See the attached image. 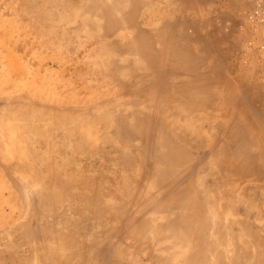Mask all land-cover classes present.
<instances>
[{
	"label": "bare ground",
	"instance_id": "bare-ground-1",
	"mask_svg": "<svg viewBox=\"0 0 264 264\" xmlns=\"http://www.w3.org/2000/svg\"><path fill=\"white\" fill-rule=\"evenodd\" d=\"M73 1L81 3L89 13L99 18L105 28L102 34L109 36L116 27L126 30L125 34L117 38L118 41L112 40L110 44H114L120 52L132 58L126 59L124 64L115 63L109 70L127 71L128 79H116L115 82L122 90L116 95L127 97L123 101L127 110L117 108L119 105L113 104V101H104L108 97L103 98L102 104L96 105V99L85 98L82 93L70 100L54 104L53 101L52 105L46 104L47 102L22 104L25 98H17L13 101L12 108L18 111V115L24 112L23 120L31 121L29 125H21L32 135L25 140L19 134L20 140L16 139L15 143L14 133L3 130V119L8 111L7 104L5 105V112H0V138L3 137L0 140V163H3L1 158L4 157L5 166L0 165L4 167L0 168L9 174L3 172L9 179H13L12 174H19L14 176L15 181L12 180L10 184L17 182L19 186L14 189L21 193L27 191L29 199L26 201L31 209L36 207L34 203L39 199L38 204L41 206L37 208L42 209L39 211L40 216L48 219L43 225L37 223L38 226H34L35 219L34 225L32 220L15 225L16 220L28 212L21 210L22 214L14 215L15 208H21L17 204L7 203L14 193L11 190H0V227H7L5 235L0 234V243L4 236L19 234L26 238L25 242L32 254L28 258L23 255L11 256V260H18L19 264H34L33 260H38L41 264H86L91 261L95 264H100V261L104 264H261V258L258 254L255 255V251H259V254L264 252V228L263 232L261 227L257 228L261 235L255 224L264 220V194L257 190L256 193L260 194L251 196L255 193L253 190H264V103L258 107L253 104L256 98L264 99L257 90L259 87L251 84V81V85L249 82L247 85L242 83L244 86L242 89L240 87V94L244 97H235L226 105L223 94L225 91L221 88V67L211 59L213 48H205L198 41L203 38L202 34H189L186 29L176 30V36L186 41H177L174 45L169 42L172 34L170 30L175 23H181L175 18L176 11L172 8L175 0H163L160 7L153 0H107L106 4L103 0ZM28 2L31 1L27 0ZM33 2L31 3L35 5V1ZM152 4L154 7L149 9L148 6ZM163 9L167 10L165 16H161ZM85 37L83 46L88 47V50L80 49L79 54L80 50L74 49L76 56H89L93 51V47H90L92 42L89 41L91 38H87L88 34ZM124 38V43H118ZM215 49L219 51L217 47ZM33 70L36 71V68ZM78 70L84 71L83 67ZM2 83L0 81V87ZM100 86L104 84H99L98 87ZM1 98L6 100L4 95ZM81 102L84 103V108L81 110L78 107V111L75 105ZM114 105V109H111ZM3 106L0 107L1 111ZM228 108L237 110L236 120L230 127H226L223 121V117H226L222 116ZM6 119L10 121L8 118L5 121ZM236 122L246 123L245 129ZM92 123L105 124L109 129L114 126L113 134L121 138V141H114L113 145L116 146H111L109 142L113 131L104 132L106 130L102 135L100 131L101 141H98L96 132L91 130ZM236 129L247 131L248 134L237 133ZM122 139H134L137 145L127 144L124 153L117 147ZM68 142L71 146L67 153ZM100 142L109 143L110 146L100 145ZM115 148L118 151H115L116 155H112L111 151ZM65 153L68 154L67 157ZM82 155L90 156L86 163H90L95 169L100 167L99 163H103L92 162V157H98L104 163L123 161L130 167L135 166L138 172L134 173H139L140 178L138 181L131 178L136 184L127 188L119 185L115 175L99 174L95 179L103 181L105 185H97V190L94 191L92 185H84L86 181L83 180L87 179L80 176L82 174L79 169L82 166L70 165L73 158L78 159ZM128 169H125L127 174ZM30 178H34L35 184L32 182V186H23V179ZM65 196L73 204L64 206L66 209L58 217L47 215L57 212V201H62ZM248 197L257 202L255 213L251 210L245 213L238 210V205ZM23 198L24 202L25 197ZM232 203H235L233 205L238 213L229 207ZM3 204H7L8 209ZM24 204L23 207L28 210V206ZM129 207H132L131 214L126 213L129 215L126 216L125 210ZM60 209L62 211L63 207ZM35 214L37 215L36 212ZM36 215L31 219H37ZM96 215L115 224L99 231H95L94 227L100 225L90 227L82 224L81 218L88 217V220L93 221L92 217ZM7 220L14 221L9 223ZM254 229L256 233L253 232ZM112 230V233H119L124 240L136 246V249L140 246L148 247V255H144L146 258L137 256L125 260L120 256L123 252L119 253L112 247L113 243L104 250L105 243L97 237L100 231L104 235L110 234ZM247 230L256 234L255 237L253 233L250 235V231L246 232ZM85 232L91 236L90 239L83 238ZM16 246L17 241L12 239L9 243L0 245V253L6 248L13 249ZM102 249L104 254L99 256Z\"/></svg>",
	"mask_w": 264,
	"mask_h": 264
},
{
	"label": "rangeland",
	"instance_id": "rangeland-1",
	"mask_svg": "<svg viewBox=\"0 0 264 264\" xmlns=\"http://www.w3.org/2000/svg\"><path fill=\"white\" fill-rule=\"evenodd\" d=\"M29 1H31V2L35 1V5L33 4L34 2L33 3L28 2L27 3V0H16V1L15 0H0V81L3 82L1 84V87H0V100H1L0 101L1 102L0 107H2L4 105L3 111H1V109H0V112L4 113L6 106L8 108V111L5 113V116L3 119L5 122V123L3 122L4 125L2 124V126L4 127L3 130L4 131L7 130L9 132L14 133V134L13 133L12 134L15 135V136H13L15 143H16V139H17V141L20 140L18 138L19 134L22 135L25 140H27V138L29 139V137L32 135L29 132V130L26 131V129H24L25 126L21 125V123H23L24 125H26V124L29 125L31 121L30 120H28V121L23 120L24 119V112H21V115H18V111L15 108H12V106H14L13 101L15 99L21 98V97L22 98L24 97L25 99L27 97L26 100L25 99L23 100L22 104H26V103L37 104L39 102L45 104L47 102L46 104L52 105L53 101H54L53 102V104H54L56 102L63 101L66 99L70 100L73 97L80 96L82 93V96H84L85 98L96 99V101L94 102L96 105H100L104 101H113V104L119 105V106H117V108L122 109V111H123V109L127 110L126 106L123 105V101L127 97L123 96V95L122 96L119 95L121 88L119 87V85H116V83H115L116 79H125V80L128 79L127 74H126L127 71H125V69H116V70H112V71L109 70L115 63L116 64H124L126 59L132 58V56L127 55L124 52H120L115 47L114 44H110L112 40L118 41L119 39L117 40V38L120 37L121 34H125L126 30H121L120 28L116 27L110 34H108L109 36L102 34L101 32H104L105 28H104L103 24H101L99 18L96 17L94 14L89 13L81 3H76L73 0H29ZM21 2H23V3L21 4ZM103 2L106 4L108 1L103 0ZM163 2H164L163 0H161V1L153 0V3L156 4L158 7H160V4H163ZM30 3L32 4V6ZM259 5L264 8V0H175V3L173 4V7H172L176 11L175 18L177 19V21L179 20V22H181V23H177V24L175 23L174 28H172V30H170L172 32V34L169 37L170 38L169 42L174 45L177 41H179V43H183L186 41L185 39L179 38L176 36V30L186 29L189 34L194 33V32L197 34H202L203 38L198 39V41L199 42L201 41L205 45V48H209L210 50L213 48L212 49L213 53H211V59L215 60L221 67L220 68V70H221L220 75L223 78L222 83L224 82L223 84L221 83V88H222L223 92L225 91L223 94L225 95V102H227L226 105H229L228 104L229 101H231L235 97H244L241 95L242 94L241 89L244 85H247V83L249 81H251V84L254 83L255 85H257L259 87L257 89L259 94L264 96V83H263L264 82V39H263L264 38V36H263L264 35V16L260 12H258V13L254 12V10L256 8H258ZM144 7L145 6L142 7L143 10L145 9ZM152 7H154L153 4L148 6L149 9H151ZM142 9H140V11ZM22 10H23V12H22ZM221 10L223 12H220ZM166 11H167L166 9H163V11H161V16H165ZM236 12H238V13H236ZM140 14L141 13H139V15ZM249 14H251V15H249ZM175 18H173V21L175 20ZM181 18H183V19L181 20ZM36 19H37V21H36ZM41 19L44 20L45 22L42 21ZM139 19H140V16H139ZM39 20H41V21H39ZM46 20H47V22H46ZM184 20H186V22H183ZM93 21H95V22H93ZM48 24H49V26H48ZM231 24H232V26H231ZM50 25H51V27H50ZM105 25H107V23H105ZM53 31H54V33H53ZM260 32H261V35L263 36L261 38H260L261 35H259ZM85 34L86 35L88 34L87 38H91L89 41H90V43L92 42V45H90V47H93V51H91L89 56H87V55H81V56L77 55L76 56L74 49L78 48L79 50L80 49L81 50L82 49L88 50V47L83 46V45H85L84 44L85 38H86ZM256 40L258 41V43H256L257 42ZM125 41H126V38H124L123 41H122V39H120V41L118 43H124ZM93 42L95 44H93ZM213 42H214V44H213ZM17 43H18V45H17ZM40 43H41V45H40ZM21 44L23 47L21 46ZM49 45H50V47H49ZM219 45L221 46V48H219ZM44 47H45V49H44ZM214 47L215 48L217 47L218 48L217 50H219V51H216V49L214 50ZM261 49H263V50H261ZM81 50L79 51V54H81ZM85 50H83V52ZM224 50H225V52H224ZM25 51H27V52H25ZM12 56H14V57H12ZM52 56H54V57H52ZM18 58L20 59L19 61H18ZM48 58H50V59H48ZM229 58H230V60H229ZM56 59H58V60H56ZM43 62H44V64H43ZM227 64H228V66H226ZM81 67H83V70L86 71L87 73L84 71H83L84 73L80 72L78 69H80ZM35 68H36V71L33 70ZM88 75L90 77H88ZM83 76H85V77H83ZM239 76H241L242 78ZM228 77H230V78H228ZM89 78L92 79L91 80L92 82L90 81ZM234 79H235V81H234ZM236 79H237V81H236ZM32 80L36 81L38 83L35 84V82H33ZM105 82L107 85H105ZM102 83L104 84V86L98 87L99 84H102ZM248 84L251 85L250 82ZM240 87H241V89H240ZM237 88H238V90H237ZM238 92H239V95H237ZM117 93H119V94L116 95ZM20 94H22V95L24 94V95L22 96ZM3 95H4V99H6V100H2L1 97ZM5 96L6 97L8 96V97L6 98ZM109 96L111 98H109ZM230 96H231V98H230ZM105 97L106 98L108 97V98L103 101V98H105ZM30 99H32V100L36 99V100L32 101ZM99 100L100 101L102 100V101L99 102ZM263 103H264V99L261 100V99L256 98L255 101H253V104L255 106L257 105L256 107L260 106ZM83 104L84 103L81 102L80 104L75 105V107L77 108V110H78V107H81L79 109L82 110L84 108ZM115 105L112 106L111 109L112 108L114 109ZM234 110H235L234 108H228L227 112L222 115V116L226 117V118L223 117V121L226 123V127H230L231 124L235 122L234 120H236L235 119L236 118L235 112L237 110H235V111ZM78 111H80V110H78ZM71 116H73V115H71ZM5 118H8L11 122L8 121L7 119L5 121ZM6 122H7V124H6ZM236 123L241 125L245 129L246 123H242V122H236ZM10 124H12V125H10ZM93 124L94 123H92V125L90 124V127H92L91 130H94L96 132L95 136H96V138H98L97 139L98 141H101V140H99L101 138L99 136L102 135V133L109 132V131L112 132L114 130L113 129L114 126H111L109 129L108 128L109 126H107V128H106L105 124L104 125H102L100 123L99 124L95 123L94 125ZM8 125L11 127L9 128ZM100 125H102L101 128H100ZM46 128H47V126H46ZM103 128H105V129H103ZM40 130H43V129H40ZM104 130H106V131H104ZM232 130H233V128H232ZM100 131H101V133H100ZM235 132L248 134L247 131H244V130L240 131L238 129H236ZM99 133H100V135H99ZM113 133L115 134V132L114 131L112 132L111 141L109 143L111 146H116V144L113 145L114 141H116V142H117V140L121 141V140H119L121 138H119L118 136H115ZM113 135H114V137H113ZM4 137L7 138L6 136H4ZM117 137H118V139H116ZM2 138L3 137H1L0 140ZM49 139L52 140V138H50V137H49ZM122 140L123 141L120 143V145H117V147H119L118 149H122V152H124V153H126L125 147L127 144L133 143L134 145H137V141L134 139L132 141H129V140L126 141L124 139H122ZM2 142H3V140H2ZM4 142H5V140H4ZM109 143H107L108 144L107 145L104 142H100V145L106 144L109 147L110 146ZM66 146H67V148L66 147L65 148H66L67 153H68V150L71 146V143L70 142L66 143ZM116 148H115V150L111 151L112 155L113 154L116 155V152L118 151ZM65 155L67 157L68 154L65 153ZM85 156L82 155L78 159L73 158L74 160H72L70 162V165L71 166H79V167L82 166L79 169V172H80V174H82V175H80L81 177L83 176L85 179H87V180H83V181H86V183L84 185H88V186L92 185V188L94 191L97 190V187L99 185L102 186L104 184L103 181L95 179V176H97L99 174H106L108 176H112V175L114 176L115 175L116 178L118 177V179H116V180L117 181L119 180V185H121L123 187H127V188H130V187L132 188L136 184V181L131 180V178L136 179L137 181L140 178L138 175L139 173H134L136 171L138 172V169L135 166H134V168H133V166L130 167L128 164L123 163V161L114 160L110 163H104V161L101 160L100 158L92 157L93 158V159L91 158L92 162H95L96 164H98V162L103 163V165H101L99 163L98 165H100V167L95 169L94 166L89 165L90 163H86L88 160H90V158H89L90 156H86V157ZM66 157L64 156V159ZM1 159H2V162L4 163V157H2ZM63 161H65V160H63ZM75 162H77V163H75ZM3 163L2 164L0 163V165L5 166V164H3ZM73 164H75V165H73ZM123 164H124V166H123ZM2 166H0V167H2ZM119 166L120 167L122 166V169L123 168L124 169L122 170ZM128 166H129V169H128ZM2 168H4V167H2ZM132 168L134 169L133 171H132ZM125 169L129 170L128 174H127V171ZM3 170L4 169L0 170V184H1L0 190H2L4 192H7V190H11L14 193L13 198L11 200H8V202H7L8 205H12V204L16 205L17 204L16 205L17 207L21 206V208H19V207L15 208V214L14 215L22 214L23 211H26V213L28 212L25 216L21 215L19 217V219L16 220L15 225L18 223H21L22 221H26V220H32V223H33L32 225H34V223L36 222L35 223L36 225H34V226H38L41 223H42V225L47 223L48 219H46V217L43 218L40 216L41 212H39V211H41L42 209L37 208V207L41 206L38 204L39 199L34 203V206H36V207L33 206L34 208H32L33 209L32 210L31 205L26 201L29 199L28 198L29 196L27 195V191L26 192L24 191L25 192V195H24L23 194L24 192L21 193L20 190L17 191V189H14V188H17L19 186L17 184V182H15L16 184L15 183L10 184V183H12V180L15 181L14 176L19 175V174L14 173V174H12L13 179L11 176H10L11 178L9 179L6 176L9 174L8 173L6 174L5 170L4 171ZM86 171H87V173H86ZM3 172L6 175H4ZM131 172H133L134 175ZM118 173H120V174H118ZM125 173H126V177H124ZM86 174H87V176H85ZM121 174H123L124 176ZM121 176L123 179H121ZM91 177H92V179H91ZM124 179H126L127 182ZM127 179H130V180H127ZM23 180L24 181L21 182L24 184L23 186H27L28 184H31L29 186L33 185L32 182H33L34 178L23 179ZM27 180H30V182ZM89 181H92V182L94 181L95 183L93 184V183H90ZM124 181L127 185L131 181L130 182L131 184H129L130 186L129 185L127 186L124 183ZM14 185H16V186H14ZM37 185H38V183H37ZM227 185H228V183H227ZM39 187H40V185H39ZM257 190H259L261 193L264 194V190L256 189V191L253 190V192H255V193H252L251 196L255 197L256 195H258L259 192L256 193ZM18 192H19V194H18ZM23 197H25L24 202L22 201V199L24 200ZM65 198H66V196L62 199V201H64L63 203L61 200L57 201V203H59V205H60V202L62 203L60 206L58 204L57 205L54 204V208L56 206H58L55 208V210H57V212L56 211L51 212V213H48L47 215H49L51 217H54V216L58 217L59 215H61V213L64 211V209H66V207L73 204L72 201H69L68 198H66V200H65ZM253 202H254V205H253ZM24 203H26V206H28V208H29V209L27 208L28 210H26V208H24L25 207ZM233 204H235V203H232L229 207L232 208L233 212H235V213L236 212L238 213V210L240 211V209H241L240 212H242V213L248 212V210H251V212L255 213V211H256L255 205L257 204V202L255 199H253L251 197L244 198L241 205L240 206L238 205V207H239L238 210ZM242 204H243V206H242ZM8 205L3 204L2 206L5 207L6 209H8ZM23 205H24V207H23ZM64 206H66V207L64 208ZM62 207H63V210L62 211H61V209L59 210V208H62ZM227 207H228V205H227ZM131 209H132V207H129L125 210L126 216L128 214L129 215L131 214ZM21 210H23V211H21ZM243 210H245V211H243ZM31 211H33V212L35 211L37 213V215L35 214V212L30 213ZM126 213H128V214H126ZM30 214L33 216H31ZM43 214L45 215L44 212H43ZM34 215H36L35 217H37V219L36 218L31 219V217H34ZM47 215H45V216H47ZM87 218L86 217L81 218L82 224L87 225V226L91 225L92 227H94L96 224L100 225V226L94 227L95 231H97V230L99 231V229H101V230L102 229H108L109 227H112L113 224H115V222H113V223L108 222L109 220H106L104 218H99L97 215L92 217L93 221L88 220ZM13 221L7 220V222H9V223L13 222ZM259 221H260L259 222L260 224L259 223L255 224L256 226L258 225L257 227L255 226V228L257 229V228L261 227V231L263 232L262 228H264V220H259ZM262 221H263V223H262ZM37 223H38V225H37ZM110 224H112V225H110ZM245 228L247 229V227H245ZM6 229H7L6 226L0 227V234L5 235ZM256 229H254V231H253L254 233H256ZM257 230L259 232L260 229H257ZM248 231H250V230H247L246 232H248ZM112 232H113V230L110 232V234L106 233L104 235H102L101 231L99 232L100 235H98L97 238L99 241L102 240L101 242L103 244L105 243L103 246L104 250L106 248H108L109 245H111L113 243L112 247L114 249L116 248L119 253L123 252L122 254H120V256H122L125 260H127L128 257H130V258L134 257L135 258L137 256L141 259L146 258L145 256L148 255V253H147L148 247L144 248L142 246V248H141V246L140 247L138 246L139 248L136 249V248H134L136 246L131 245L129 242H127L128 240H126V239H125L126 240L125 241L124 238H122L119 235V233L116 234L115 232L114 233H112ZM253 232L250 231V235ZM260 232H259V234L262 235V233H260ZM85 233H83L85 235V237H83L84 235H81V236L84 239L86 237H87V239H90L91 236H89L88 232H85ZM254 233H253V236L255 237L256 234L254 235ZM263 234H264V232H263ZM15 235H17V236H15ZM15 235H12L11 237L10 236H4V238L1 240L0 245H2V246L4 244L9 243L10 240H12V239L15 240V242L17 241V246H16V248H13V249L6 248L0 253V264H19L18 260L12 261L11 256L19 257V256L23 255V257H27V258L32 256L31 252L28 250L27 243L25 242L26 238H24V237L22 238V236L19 234H15ZM263 239H264V236H263L262 240ZM109 242H110V244H109ZM106 243H107V245H106ZM263 244L261 242V245H263ZM102 245H101V247H102ZM105 245H106V247H105ZM119 247H121V248H119ZM103 249L101 250L102 251L101 253H98L99 256L104 254ZM97 252H99V251H97ZM257 254L261 258L260 259L262 261L261 264H264V252L259 254V251L256 250L255 255H257ZM33 261H34V264H41L38 260H33ZM20 263L24 264L23 262H20ZM64 263H62V264H64ZM101 263L104 264L103 262L100 261V264ZM49 264H52V263H49ZM65 264H67V262ZM68 264H78V263L72 262V263H68ZM86 264H95V263L91 261L90 263L88 262Z\"/></svg>",
	"mask_w": 264,
	"mask_h": 264
},
{
	"label": "built area",
	"instance_id": "built-area-1",
	"mask_svg": "<svg viewBox=\"0 0 264 264\" xmlns=\"http://www.w3.org/2000/svg\"><path fill=\"white\" fill-rule=\"evenodd\" d=\"M254 12H255V13L260 12V13H262V15L264 16V8L261 7L260 5L258 6V8H256V9L254 10Z\"/></svg>",
	"mask_w": 264,
	"mask_h": 264
}]
</instances>
